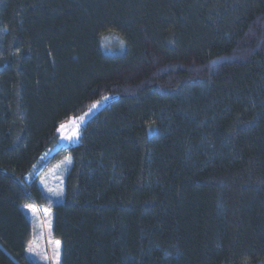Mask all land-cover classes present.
Segmentation results:
<instances>
[{
  "label": "trees",
  "instance_id": "16d2710c",
  "mask_svg": "<svg viewBox=\"0 0 264 264\" xmlns=\"http://www.w3.org/2000/svg\"><path fill=\"white\" fill-rule=\"evenodd\" d=\"M67 156L60 264H264V0H0V264Z\"/></svg>",
  "mask_w": 264,
  "mask_h": 264
},
{
  "label": "rangeland",
  "instance_id": "374dc122",
  "mask_svg": "<svg viewBox=\"0 0 264 264\" xmlns=\"http://www.w3.org/2000/svg\"><path fill=\"white\" fill-rule=\"evenodd\" d=\"M110 98L95 103L83 114L71 118L67 123L58 129V143L56 151L61 148H68L78 143L81 130L86 122L108 103ZM91 109V111H90ZM83 118V119H81ZM63 126V127H62ZM52 155H47L45 160ZM71 164L69 156L57 161L44 172L37 173L38 186L46 198L47 206L33 204L25 207L24 212L32 224V239L27 248V258L33 264H60L61 243L59 246V259L57 260L56 241L51 237V205L62 202L64 193V180L67 170Z\"/></svg>",
  "mask_w": 264,
  "mask_h": 264
},
{
  "label": "snow or ice",
  "instance_id": "6c2138e0",
  "mask_svg": "<svg viewBox=\"0 0 264 264\" xmlns=\"http://www.w3.org/2000/svg\"><path fill=\"white\" fill-rule=\"evenodd\" d=\"M104 99H107V97H104ZM95 107H96V105L93 104L92 108H95ZM90 111H91V109H90ZM81 119H83V118H81ZM56 246H57V260H58L59 259V246H60V242L59 241H56Z\"/></svg>",
  "mask_w": 264,
  "mask_h": 264
}]
</instances>
